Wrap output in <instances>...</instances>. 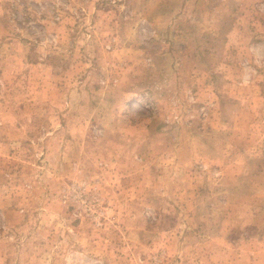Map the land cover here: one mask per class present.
Returning a JSON list of instances; mask_svg holds the SVG:
<instances>
[{"label":"rangeland","instance_id":"374dc122","mask_svg":"<svg viewBox=\"0 0 264 264\" xmlns=\"http://www.w3.org/2000/svg\"><path fill=\"white\" fill-rule=\"evenodd\" d=\"M0 264H264V0H0Z\"/></svg>","mask_w":264,"mask_h":264}]
</instances>
